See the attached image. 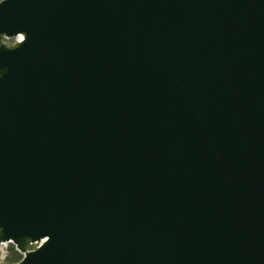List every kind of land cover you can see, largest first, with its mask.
I'll return each mask as SVG.
<instances>
[{
	"label": "water",
	"instance_id": "95a60500",
	"mask_svg": "<svg viewBox=\"0 0 264 264\" xmlns=\"http://www.w3.org/2000/svg\"><path fill=\"white\" fill-rule=\"evenodd\" d=\"M8 241L0 264H264V0H0Z\"/></svg>",
	"mask_w": 264,
	"mask_h": 264
},
{
	"label": "rangeland",
	"instance_id": "374dc122",
	"mask_svg": "<svg viewBox=\"0 0 264 264\" xmlns=\"http://www.w3.org/2000/svg\"><path fill=\"white\" fill-rule=\"evenodd\" d=\"M5 41L12 44L17 41V37L5 38ZM23 257V253L18 250L15 243L9 241L0 243V263L18 262Z\"/></svg>",
	"mask_w": 264,
	"mask_h": 264
},
{
	"label": "bare ground",
	"instance_id": "6f19581e",
	"mask_svg": "<svg viewBox=\"0 0 264 264\" xmlns=\"http://www.w3.org/2000/svg\"><path fill=\"white\" fill-rule=\"evenodd\" d=\"M18 38V40L21 38V37H17ZM3 259V258H2Z\"/></svg>",
	"mask_w": 264,
	"mask_h": 264
}]
</instances>
